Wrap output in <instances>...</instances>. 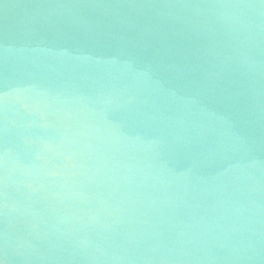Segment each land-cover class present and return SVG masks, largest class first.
I'll list each match as a JSON object with an SVG mask.
<instances>
[{"label": "water", "instance_id": "water-1", "mask_svg": "<svg viewBox=\"0 0 264 264\" xmlns=\"http://www.w3.org/2000/svg\"><path fill=\"white\" fill-rule=\"evenodd\" d=\"M0 264H264V0H0Z\"/></svg>", "mask_w": 264, "mask_h": 264}]
</instances>
